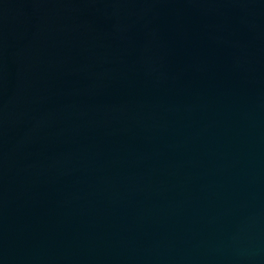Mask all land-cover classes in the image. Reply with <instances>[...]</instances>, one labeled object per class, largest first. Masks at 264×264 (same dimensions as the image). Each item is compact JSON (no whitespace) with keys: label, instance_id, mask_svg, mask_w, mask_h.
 Masks as SVG:
<instances>
[{"label":"water","instance_id":"water-1","mask_svg":"<svg viewBox=\"0 0 264 264\" xmlns=\"http://www.w3.org/2000/svg\"><path fill=\"white\" fill-rule=\"evenodd\" d=\"M0 264H264V0H0Z\"/></svg>","mask_w":264,"mask_h":264}]
</instances>
